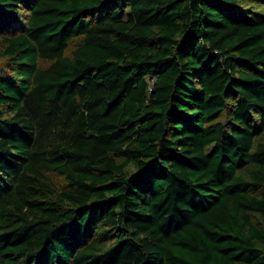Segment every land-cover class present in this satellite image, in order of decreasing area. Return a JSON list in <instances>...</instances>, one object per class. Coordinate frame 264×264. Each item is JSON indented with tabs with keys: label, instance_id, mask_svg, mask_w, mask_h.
Returning a JSON list of instances; mask_svg holds the SVG:
<instances>
[{
	"label": "trees",
	"instance_id": "obj_1",
	"mask_svg": "<svg viewBox=\"0 0 264 264\" xmlns=\"http://www.w3.org/2000/svg\"><path fill=\"white\" fill-rule=\"evenodd\" d=\"M0 58V264H264V0H0Z\"/></svg>",
	"mask_w": 264,
	"mask_h": 264
},
{
	"label": "rangeland",
	"instance_id": "obj_2",
	"mask_svg": "<svg viewBox=\"0 0 264 264\" xmlns=\"http://www.w3.org/2000/svg\"><path fill=\"white\" fill-rule=\"evenodd\" d=\"M251 6H256V3L253 1L247 2ZM6 68V61L4 58H0V70H4Z\"/></svg>",
	"mask_w": 264,
	"mask_h": 264
}]
</instances>
